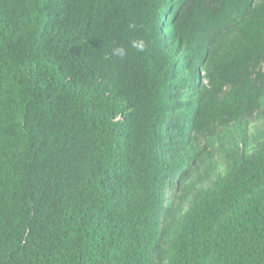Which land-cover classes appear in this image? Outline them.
<instances>
[{
	"label": "trees",
	"instance_id": "1",
	"mask_svg": "<svg viewBox=\"0 0 264 264\" xmlns=\"http://www.w3.org/2000/svg\"><path fill=\"white\" fill-rule=\"evenodd\" d=\"M0 264H264V0H0Z\"/></svg>",
	"mask_w": 264,
	"mask_h": 264
},
{
	"label": "clouds",
	"instance_id": "2",
	"mask_svg": "<svg viewBox=\"0 0 264 264\" xmlns=\"http://www.w3.org/2000/svg\"><path fill=\"white\" fill-rule=\"evenodd\" d=\"M136 25L130 24L129 29L135 30ZM149 48V42L143 37L130 39L128 44L120 43L111 49V55L117 60H124L129 55L130 50H135L137 53H144Z\"/></svg>",
	"mask_w": 264,
	"mask_h": 264
}]
</instances>
